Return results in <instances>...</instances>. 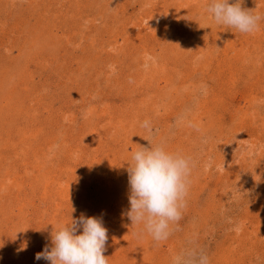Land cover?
I'll list each match as a JSON object with an SVG mask.
<instances>
[{
  "label": "rangeland",
  "instance_id": "rangeland-1",
  "mask_svg": "<svg viewBox=\"0 0 264 264\" xmlns=\"http://www.w3.org/2000/svg\"><path fill=\"white\" fill-rule=\"evenodd\" d=\"M208 3L0 0V264H50L36 254L81 214L108 264H172L190 240L210 264H264V19L240 33ZM146 140L195 164L159 244L123 214Z\"/></svg>",
  "mask_w": 264,
  "mask_h": 264
},
{
  "label": "clouds",
  "instance_id": "clouds-1",
  "mask_svg": "<svg viewBox=\"0 0 264 264\" xmlns=\"http://www.w3.org/2000/svg\"><path fill=\"white\" fill-rule=\"evenodd\" d=\"M242 4L243 0L235 3L209 0L205 11L218 25L252 34L259 30V22L264 17L242 8ZM140 126L152 135L150 121L144 120ZM146 141L148 146L133 151L127 164L130 207L123 214L132 225L141 226L136 233L138 238L146 234L159 244L178 230V222L187 207L186 197L195 164L190 156ZM107 231L101 219L81 214L54 229L50 250L46 245L35 259H44L50 264H108L104 256ZM172 264H210V260L208 254L190 240L188 246L173 257Z\"/></svg>",
  "mask_w": 264,
  "mask_h": 264
}]
</instances>
